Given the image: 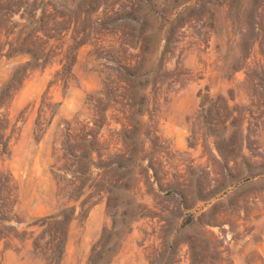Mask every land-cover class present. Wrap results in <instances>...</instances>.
<instances>
[{"label": "rangeland", "instance_id": "rangeland-1", "mask_svg": "<svg viewBox=\"0 0 264 264\" xmlns=\"http://www.w3.org/2000/svg\"><path fill=\"white\" fill-rule=\"evenodd\" d=\"M40 1L0 0V264H264V0H108L135 67L68 84Z\"/></svg>", "mask_w": 264, "mask_h": 264}, {"label": "trees", "instance_id": "trees-1", "mask_svg": "<svg viewBox=\"0 0 264 264\" xmlns=\"http://www.w3.org/2000/svg\"><path fill=\"white\" fill-rule=\"evenodd\" d=\"M107 1L88 0L77 10H70L57 0H41L35 39L25 44L30 45L26 46L31 54L29 62L43 69L48 65H61L57 76L61 75L68 84L80 48L87 44L96 50V61L106 68L117 72L133 70V59L125 57L126 51L133 49V44L128 42L133 30L124 24L114 26L119 21V12L127 8L110 7ZM127 7L133 9V4ZM129 16L128 13L126 17ZM49 218L46 217L45 222Z\"/></svg>", "mask_w": 264, "mask_h": 264}]
</instances>
